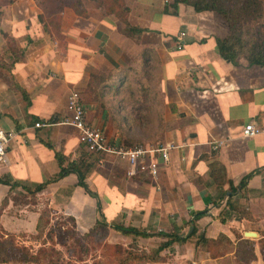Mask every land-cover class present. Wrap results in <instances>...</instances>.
Listing matches in <instances>:
<instances>
[{
  "label": "crops",
  "instance_id": "0c3cea01",
  "mask_svg": "<svg viewBox=\"0 0 264 264\" xmlns=\"http://www.w3.org/2000/svg\"><path fill=\"white\" fill-rule=\"evenodd\" d=\"M125 3L130 25L143 29L139 38L123 35L124 24L90 0L87 16L69 7L55 10V29L45 14L40 17L37 0H15L3 8L0 129L14 131L15 137L0 161V236L13 235L25 246L36 242L39 217L49 211L70 219L80 234L103 219L120 244L134 243L146 252L154 253L172 235L179 237L162 248L160 260L143 264H245L234 248L244 240L254 243L250 264H261L264 135L246 139L241 130L248 122L264 123V68L221 57L216 40L227 36L228 27L215 12H195L184 4L175 14L166 12L168 0ZM2 32L21 54L11 67L13 52ZM179 32H184L180 49ZM127 67L158 75L161 114L153 108L143 112L163 118L160 144L173 148L168 160L155 157L156 177L131 176L125 159L87 152L77 131L60 123L70 113L68 96L76 91L89 125L124 146L112 116L88 99L86 89L94 76ZM35 122L46 125L35 127ZM128 133L135 136L132 129ZM55 153L61 154L63 166L88 155L82 173L95 196L78 184L75 173L53 180L61 167ZM40 184L45 186L38 192L27 190ZM116 223L151 236L121 234L111 228ZM221 235L227 239L222 248L231 244L233 249L217 257L198 242L200 236L217 240Z\"/></svg>",
  "mask_w": 264,
  "mask_h": 264
},
{
  "label": "trees",
  "instance_id": "16d2710c",
  "mask_svg": "<svg viewBox=\"0 0 264 264\" xmlns=\"http://www.w3.org/2000/svg\"><path fill=\"white\" fill-rule=\"evenodd\" d=\"M15 0H0V21L3 16V8L13 3ZM46 0L39 5L43 9V13L40 17L43 19L44 14H49L50 10L45 7ZM101 2L104 12L108 15H113L119 19L124 27L122 29L123 35L129 38H139L143 29L130 25L127 20L129 13V7L126 5L125 0H96ZM170 4L165 8L166 12L176 13L179 4H184L191 7L195 12L211 11L217 13L227 23L228 34L223 38L216 40V47L221 57L229 62H235L239 58H243L251 66H259L264 68V0H168ZM58 8L69 7L73 9L77 14L87 16V12L82 8L80 0H71V3H66L63 0H56ZM53 11V10H52ZM52 21V19H51ZM5 44L12 52L14 62L21 58L20 51H17L16 47H13L14 41L7 34L3 33ZM132 67H127L123 71H114L106 76V79L95 78L91 79L87 85L88 99L98 101L101 106L103 103L109 104L107 112L112 116L115 129L118 133L119 139L124 146H131L134 143L146 142L145 138L129 136V130H131L136 124H143L151 119L152 123L154 119H158L157 124L163 127V118L147 116L144 110L150 111L151 108L159 109L157 113L161 114V104L157 100L156 82L150 83L148 80L135 77ZM136 70V69H135ZM148 71V69H143ZM137 71V70H136ZM19 90L23 96L25 91L12 82L11 87ZM110 93L114 95V98H104L103 95ZM113 97V96H112ZM138 115V116H137ZM144 115V116H141ZM150 121V122H151ZM150 122L148 124H150ZM163 128L161 130L152 132V141L156 145L162 143ZM56 158L60 164V171L56 178L60 179L69 173H75L77 175L78 184L91 196H95V193L90 190L88 185L84 181V175L82 173L83 168L86 166V160L88 155H81L80 158L73 162H68L66 166H63L61 154L55 153ZM246 179L241 182L239 187L245 185ZM45 184L37 185L32 189H27L31 193L38 192L44 188ZM49 211H43L39 217L37 223L36 237H41L46 225L49 224ZM71 221V220H70ZM72 222V221H71ZM111 228L124 235H133L141 237H149L145 231L136 229L130 226H125L121 223L111 225ZM73 230L77 232L74 228ZM101 232L103 236L109 234L108 223L101 219L97 220L95 225L86 233L81 234V238H85L91 234H98ZM79 233V232H77ZM194 233V232H193ZM192 233V234H193ZM80 234V233H79ZM160 235V234H159ZM158 235V236H159ZM166 236V235H165ZM173 237L169 242L160 245L158 250L154 253L146 252L142 250L137 244H131L127 247L122 244H114L111 247L114 250V258L108 260L95 259L92 264H143L152 263L161 259L159 252L162 248L166 247L171 241H180L179 237L172 235ZM170 237V236H169ZM224 240H227L224 236H219L217 240H207L200 236L198 242L204 251H210L212 256H220L224 250L230 251L233 246L222 248ZM100 244V243H99ZM235 248L236 258L245 264H250L252 258L255 259L253 253L254 243L249 240H244L237 243ZM259 248L264 264V236L259 239ZM224 249V250H223ZM43 249H39L36 254L31 253L30 249L26 246L18 245L13 235L7 234L6 236H0V264L12 263V264H38L41 255L44 254Z\"/></svg>",
  "mask_w": 264,
  "mask_h": 264
},
{
  "label": "rangeland",
  "instance_id": "374dc122",
  "mask_svg": "<svg viewBox=\"0 0 264 264\" xmlns=\"http://www.w3.org/2000/svg\"><path fill=\"white\" fill-rule=\"evenodd\" d=\"M63 1L66 3H71V0ZM90 1L96 2L99 5L102 4L96 0ZM37 2L43 3V0H37ZM80 2L84 10L86 9V6H89L88 0H80ZM44 3L45 7L50 10L49 14L45 15L48 17L49 23L54 26L53 29H55L56 20L54 17L52 18L51 15L56 12L55 10L59 12L63 8H58V3L56 0H46ZM133 73L135 77L140 79L146 78V80H148L150 83H154L158 80V75H156L154 71H136L133 69ZM100 76L104 78L106 75L103 74ZM95 78L96 76L93 77V79ZM103 97L110 99L114 98V95L107 93L103 95ZM101 107L107 110V107L109 108V104L104 102ZM150 121L151 119L132 128L133 135L145 138L146 142L140 141V143H134L131 145V147L144 144H154V141H152L151 138V133L154 132V130L160 131L163 127L157 124L158 119L153 120V122L156 123L155 125L152 123V121ZM149 122L150 124H148ZM48 219L49 224L46 225L42 236L38 237L36 242L26 246L33 254H36L39 249H43L45 251V255H41L42 257L38 264H92L95 259L106 258L111 260L114 258L115 254L113 248L107 247H111L114 244H120V236H110L109 234L103 236V234L99 232L98 234H91L85 238H81V234L73 230V223L70 221V219L61 215H51L50 213ZM18 223L20 225V222H14V224ZM15 239L18 245L25 246L24 244H20V240L18 241L17 238Z\"/></svg>",
  "mask_w": 264,
  "mask_h": 264
},
{
  "label": "built area",
  "instance_id": "2783aa9c",
  "mask_svg": "<svg viewBox=\"0 0 264 264\" xmlns=\"http://www.w3.org/2000/svg\"><path fill=\"white\" fill-rule=\"evenodd\" d=\"M184 32H179L176 37L177 48L180 49L181 39ZM67 108L69 115L60 123L72 126L77 131V137L80 144L84 146L87 152L94 154H106L118 156L125 159L128 163V174L133 176L138 173H146L156 177L158 173V163L156 156L160 155L162 159L168 160V152L173 148L169 143L158 145H137L134 147H125L109 140L104 130L93 127L87 122V113L83 103L80 100L78 92L71 91L68 96ZM35 127L45 126V123L35 122ZM264 135V123L256 124L254 122L246 123L241 130L243 138L249 139L256 135ZM15 137L14 131L0 129V161L3 160L5 150L10 141ZM219 142L213 145L214 149L219 147Z\"/></svg>",
  "mask_w": 264,
  "mask_h": 264
}]
</instances>
